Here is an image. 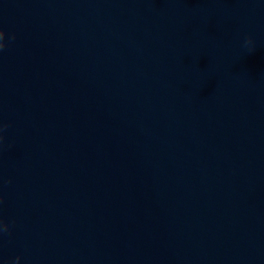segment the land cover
Listing matches in <instances>:
<instances>
[{"label":"water","instance_id":"obj_1","mask_svg":"<svg viewBox=\"0 0 264 264\" xmlns=\"http://www.w3.org/2000/svg\"><path fill=\"white\" fill-rule=\"evenodd\" d=\"M0 28V264H264V0H0Z\"/></svg>","mask_w":264,"mask_h":264},{"label":"clouds","instance_id":"obj_2","mask_svg":"<svg viewBox=\"0 0 264 264\" xmlns=\"http://www.w3.org/2000/svg\"><path fill=\"white\" fill-rule=\"evenodd\" d=\"M6 37V32L3 28H0V50H3L7 45H8V41L5 39ZM14 38V37H13ZM246 44H251L252 43V37L249 36L246 38L245 40ZM7 125L6 124H0V143L3 142V129L6 128ZM3 197L2 195H0V200H2ZM11 228V224L6 221L5 219H3L2 217H0V233H6L9 232ZM19 260H20V256L15 257V260L13 261V264H19Z\"/></svg>","mask_w":264,"mask_h":264}]
</instances>
